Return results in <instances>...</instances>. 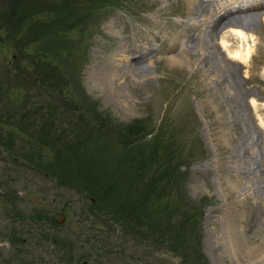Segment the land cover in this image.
<instances>
[{
    "label": "rangeland",
    "instance_id": "rangeland-1",
    "mask_svg": "<svg viewBox=\"0 0 264 264\" xmlns=\"http://www.w3.org/2000/svg\"><path fill=\"white\" fill-rule=\"evenodd\" d=\"M121 1L0 0V264H139L134 249L147 251L140 264H264V0ZM59 4L79 18L42 41ZM244 13L257 16L245 64L228 54L245 44L224 23ZM54 73L66 75L61 94L82 112L78 155L112 160L102 171L113 191L101 197L117 202L104 213L32 168L14 176L28 154L12 125L19 115L38 159L50 158L46 133L75 144L77 120L60 124L55 112ZM136 192L153 208L157 250L122 234L146 208Z\"/></svg>",
    "mask_w": 264,
    "mask_h": 264
},
{
    "label": "trees",
    "instance_id": "trees-1",
    "mask_svg": "<svg viewBox=\"0 0 264 264\" xmlns=\"http://www.w3.org/2000/svg\"><path fill=\"white\" fill-rule=\"evenodd\" d=\"M109 1L111 4H114V7H119V5L122 3L121 0H109ZM15 5H18V2H16ZM68 5L70 6L69 2H68ZM64 7H66V6L63 4H59L57 8H54V10H56L55 14L50 19H48V21H46L47 22L46 26L49 27L50 32L47 34V36L45 38L42 39V41L53 40V39H58V38L61 39V30L65 31L69 27L73 26V21L75 19L78 20L79 17L77 15L73 14L70 9L68 10V8L66 10H64L63 9ZM85 13L86 12H84V15H85ZM15 16H16V14H14V9H12V11L8 14V18L9 19H15L16 18ZM17 17H18V15H17ZM68 17H70V20L67 23V25L59 26L58 22H60V21L65 22L66 18H68ZM71 31H72V29L69 30V32H71ZM80 34H84V31H82V33H80ZM62 44H63L62 47H64V48L69 46L67 44V42H65V39L63 40ZM78 45H80V44H78ZM54 75H55L56 79H54V81H52L49 84V86L51 87L52 91L56 92V98H58L57 100L58 101L60 100V102H61L60 111L59 112L55 111V112H57L58 116L64 115L63 118H61L59 120L60 124H62V122H64L65 124L70 123V120H69V118H67L66 114H72L75 117V119L77 120L75 123V124H77L75 126L76 128L72 132H70V133H73L72 135L76 139L75 144H72L71 141H67L66 139L61 144H59L57 142V139H54L52 136H50L46 133L45 134V140L49 138L48 139L49 146L47 147V149L50 153V158L49 159L48 158L47 159H38L39 153L42 151L38 150V151H35L34 153H30V147L32 145V141L27 136V133L30 135V137L33 138V135L31 134L32 131L30 130V128L27 124L23 123L24 118H22L19 115L20 119H18L17 121H13L14 124L12 122L11 123L23 135V139H24L23 142L26 145V148L28 150V154L24 156V157H26L24 163L23 162H21V163L17 162L16 163V165L18 166V169L16 171H14V176L15 177L22 176L23 171H24V166L32 168L35 171L36 175H40V176L43 175L44 177L48 178L52 182H55V183L56 182L57 183L63 182L65 186L70 187V188H76L77 190H79L80 193H78V194L83 195L84 198L88 201V206H84V209L86 207L88 209H93V213L96 212V210L102 209V213H104L103 207H105V204L108 205L107 203L114 204L115 202H117L116 197H114L113 199H103L101 197L102 196L101 192L106 194L107 191L111 190L110 187L106 183L108 176H111V175L107 173L108 171L106 173H104L102 171V168L105 167V168H108L110 170L113 167L112 160L105 161L106 156H103L100 158H95V159L94 158L90 159L89 157H86L85 155H78L77 148L79 146H77V145L81 144V139H82V138L80 139L78 137L79 129L82 128V126H83L81 123V117H80L81 116L80 113H82V112L77 111V105L73 99H69V98H67L68 96L61 94V92L63 91L62 88L65 86L66 75H63V74L60 75L59 73H54ZM71 80L73 81L72 78H71ZM67 81H69V79H67ZM75 90H76V87H75ZM40 91H41V89H40ZM51 95L53 96V94H51ZM52 96H51V98H52ZM40 97L43 98V96H40ZM25 109L27 112L29 109L28 106ZM53 124L54 123H52V120H51V123H49L46 126L47 130H48V128H51L53 126ZM78 125H79V128H78ZM88 129L92 130V129H94V126L89 125ZM150 129H152V128H150ZM21 131H23V133ZM143 132L144 131L137 130L134 133L138 136L139 134H144ZM111 136H112V133H111ZM66 138H67V136H66ZM113 138L117 142H120L118 137H113ZM103 139L107 140L108 138L107 137L102 138V141H103ZM4 140L2 141L0 138V143L4 142ZM93 141L94 140L84 138V146L92 144ZM54 147L59 148V150L55 149ZM70 148H72V149L70 150ZM10 149L14 150L13 148H10ZM31 149H32V147H31ZM84 150L88 151L87 148H84ZM9 154H10V156L14 157L13 151H10ZM30 156L32 157L31 160H30ZM143 161H145V160H143ZM12 162H16V161L13 159ZM108 163L111 166H109ZM97 170H98V173H100L99 176L96 177V176L90 175V173L96 172ZM119 176H123V175L120 174ZM93 184L95 185V187ZM111 191H113V190H111ZM136 194L139 197V198L138 197H136V198H138L140 205H146V206H144L146 208L142 211L133 213V215L135 217L132 220V223L130 225L131 227L128 226L125 229L122 228V234L124 236L128 235V236L132 237V239L136 240L139 243H146V244H144V248L147 245V247H149V248L151 247L152 249L157 250L159 245L157 243L158 239H156V237H160V233L159 232L158 233H152V232H154V229L152 227H149L151 225L152 221L148 217H146L148 214L145 213V210H148L150 212V211H152L153 208L148 209L147 207L149 206L150 203H144L145 199L142 198L139 195V193L136 192ZM5 196L7 197V199H9V197H11L10 195H5ZM99 196L101 197L102 201L99 199ZM96 201H97V203H96ZM96 205H98V207ZM121 212H123V210L119 207V213L120 214L114 213V214L118 215V223H120L119 224L120 227L123 225L124 220L126 218L125 214L124 213L121 214ZM140 212H142V213H140ZM159 215H160L159 216L160 218H166V216L163 212H160ZM86 216H89V215L84 214V217H86ZM155 218H157V215ZM155 218H153V219H155ZM93 220H95V219H93ZM139 220H141L140 224H139ZM108 230L110 232H114V233L117 232V228L114 226L112 227L111 225L108 227ZM134 250H137V252L140 254V258L139 257L134 258V260L140 264L139 261H141V257L143 256L144 253H147V251H145V250L142 251V249H134ZM185 254L189 257H192L188 253H185ZM192 258H194V257H192ZM195 262H197V261H195Z\"/></svg>",
    "mask_w": 264,
    "mask_h": 264
},
{
    "label": "bare ground",
    "instance_id": "bare-ground-1",
    "mask_svg": "<svg viewBox=\"0 0 264 264\" xmlns=\"http://www.w3.org/2000/svg\"><path fill=\"white\" fill-rule=\"evenodd\" d=\"M261 1V0H260ZM255 2V1H254ZM222 7V6H221ZM252 7V6H251ZM254 7V6H253ZM246 9H248V8H246ZM254 9V8H253ZM233 11H234V8L232 9ZM241 10V8H239V10H237V11H240ZM257 11V10H256ZM254 12V11H253ZM243 13V12H242ZM251 13V12H250ZM259 13V12H258ZM209 17V16H208ZM250 17H257L256 16V14H246V13H244V14H233L228 20H226L224 23L225 24H227V25H231V26H233V25H236V26H234L235 28H231V32L233 33V34H235L241 41H243L244 43L243 44H245V48H237V49H235V50H230V51H228V54L231 56V58H232V60H235V61H237L238 63H243V64H245L246 62H247V60L249 59V56H250V47H251V45L249 46V44H248V39H250L251 38V35L250 34H246V31L248 30V32H250L249 30L251 29L248 25L250 24V23H252L251 21H249L248 20V18H250ZM260 18V17H259ZM221 20V19H220ZM263 21H264V18H263ZM220 22V21H219ZM219 22L216 24V22H215V25H216V27H218L219 26ZM259 22H260V20H259ZM255 24V23H254ZM257 25V24H256ZM230 26V27H231ZM242 27V28H241ZM216 30V29H215ZM246 30V31H245ZM247 32V33H248ZM214 33V29H212L211 30V33H209L210 35H212ZM252 33V32H251ZM213 37V36H212ZM232 37V36H231ZM233 39H234V36H233ZM253 41V40H252ZM251 41V42H252ZM231 42V41H230ZM259 42V41H258ZM261 42V41H260ZM146 43V42H145ZM221 43H225L224 42V40H222V42ZM258 44V43H257ZM260 44V43H259ZM129 45V44H128ZM140 45V44H139ZM256 45V44H255ZM137 46V45H136ZM227 46V45H226ZM230 46H231V44H230ZM232 46H233V44H232ZM235 46V45H234ZM256 46H258V45H256ZM237 47V46H236ZM241 47V46H240ZM226 48V47H225ZM229 48V47H228ZM232 47H230V49H231ZM132 51V50H131ZM137 51V50H136ZM227 51V50H226ZM138 53V52H137ZM251 54H252V52H251ZM131 55V54H130ZM120 58H121V56H120ZM119 58V59H120ZM231 58H228V60H230ZM125 59V58H124ZM171 59V58H170ZM174 59H175V57H174ZM227 59V58H226ZM250 60V59H249ZM229 62V61H228ZM248 64V63H247ZM137 69V68H136ZM250 69V68H249ZM135 70V69H134ZM233 74V73H232ZM232 74H231V72H228V77L230 78V79H232ZM234 75V74H233ZM245 75H247V74H245ZM235 82V81H234ZM112 89V88H111ZM108 92H110V91H108ZM111 93V92H110ZM114 93V92H113ZM248 94H250V93H248ZM112 95V94H111ZM255 107H256V105H255ZM251 114V113H250ZM262 127H264V126H262ZM264 130V129H263Z\"/></svg>",
    "mask_w": 264,
    "mask_h": 264
}]
</instances>
